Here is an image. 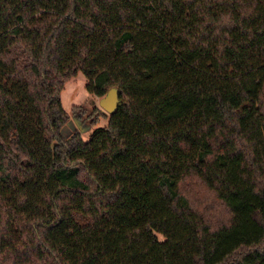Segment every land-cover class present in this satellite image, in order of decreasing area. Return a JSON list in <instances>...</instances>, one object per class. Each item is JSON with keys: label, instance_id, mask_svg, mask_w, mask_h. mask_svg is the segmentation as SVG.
<instances>
[{"label": "trees", "instance_id": "trees-1", "mask_svg": "<svg viewBox=\"0 0 264 264\" xmlns=\"http://www.w3.org/2000/svg\"><path fill=\"white\" fill-rule=\"evenodd\" d=\"M0 264H264V0H0Z\"/></svg>", "mask_w": 264, "mask_h": 264}, {"label": "rangeland", "instance_id": "rangeland-1", "mask_svg": "<svg viewBox=\"0 0 264 264\" xmlns=\"http://www.w3.org/2000/svg\"><path fill=\"white\" fill-rule=\"evenodd\" d=\"M87 85L88 80L79 74L71 78L62 91L63 106L70 116L69 122L62 130L66 138H71L76 131H80L83 138L88 141L96 128H103L109 124L110 114L100 106L102 98L89 93ZM101 111L106 116H99Z\"/></svg>", "mask_w": 264, "mask_h": 264}, {"label": "water", "instance_id": "water-1", "mask_svg": "<svg viewBox=\"0 0 264 264\" xmlns=\"http://www.w3.org/2000/svg\"><path fill=\"white\" fill-rule=\"evenodd\" d=\"M120 91L118 88H112L100 101V106L110 115L114 114L118 108L123 104L120 98Z\"/></svg>", "mask_w": 264, "mask_h": 264}]
</instances>
